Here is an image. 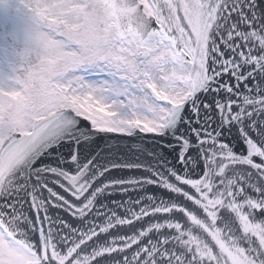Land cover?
I'll return each mask as SVG.
<instances>
[{"label": "snow or ice", "instance_id": "1", "mask_svg": "<svg viewBox=\"0 0 264 264\" xmlns=\"http://www.w3.org/2000/svg\"><path fill=\"white\" fill-rule=\"evenodd\" d=\"M264 264V0H0V264Z\"/></svg>", "mask_w": 264, "mask_h": 264}, {"label": "water", "instance_id": "2", "mask_svg": "<svg viewBox=\"0 0 264 264\" xmlns=\"http://www.w3.org/2000/svg\"><path fill=\"white\" fill-rule=\"evenodd\" d=\"M109 264H110V262H109Z\"/></svg>", "mask_w": 264, "mask_h": 264}]
</instances>
